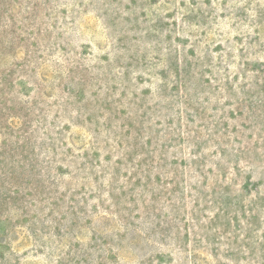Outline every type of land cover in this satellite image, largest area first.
Wrapping results in <instances>:
<instances>
[{"label":"rangeland","instance_id":"obj_1","mask_svg":"<svg viewBox=\"0 0 264 264\" xmlns=\"http://www.w3.org/2000/svg\"><path fill=\"white\" fill-rule=\"evenodd\" d=\"M0 264H264V0H0Z\"/></svg>","mask_w":264,"mask_h":264}]
</instances>
